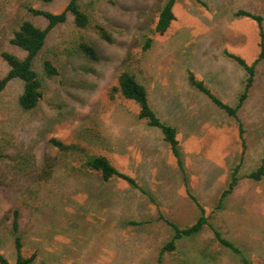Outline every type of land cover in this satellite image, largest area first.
Listing matches in <instances>:
<instances>
[{
	"label": "rangeland",
	"instance_id": "rangeland-1",
	"mask_svg": "<svg viewBox=\"0 0 264 264\" xmlns=\"http://www.w3.org/2000/svg\"><path fill=\"white\" fill-rule=\"evenodd\" d=\"M167 1L80 0L92 25L80 30L70 17L49 34L34 62L43 82L39 106L31 112L20 108L19 80L0 94V253L10 264L17 254L7 216L14 209L21 212L25 256L38 253L34 264H159L162 247L174 235L161 216L181 228L201 216L188 194L205 208L212 227L253 264H264V179L247 178L264 162V62L256 66L255 85L239 113L249 148L240 180L225 198L243 153L239 124L187 82L191 71L224 103L238 106L247 73L225 53L254 64L260 54L258 25L235 13L244 9L264 16V0H200L204 5L178 0L176 20L159 35L154 32L158 5ZM69 2L0 0V77L8 70L4 50L25 56L9 42L20 24L31 20L47 26L29 8L60 13ZM95 25L111 34V43L100 38ZM149 37L153 46L140 54L134 72L162 121L178 129L187 188L161 131L138 118L133 102L110 98L134 41L143 45ZM82 40L96 48L97 62L80 52ZM46 60L54 61L57 76L45 74ZM197 119L202 125L194 124ZM52 138L78 142L87 152L67 156L52 147ZM86 154L108 156L156 204L123 180L104 182L84 170ZM45 169L50 170L47 179ZM161 264L244 263L217 243L206 225L180 240Z\"/></svg>",
	"mask_w": 264,
	"mask_h": 264
},
{
	"label": "trees",
	"instance_id": "trees-1",
	"mask_svg": "<svg viewBox=\"0 0 264 264\" xmlns=\"http://www.w3.org/2000/svg\"><path fill=\"white\" fill-rule=\"evenodd\" d=\"M51 1V0H46ZM200 4L204 3L197 0ZM178 0H168L164 6L158 5V19L155 24L154 32L159 35H164L170 29L173 21L176 20L174 14V7ZM29 11L36 17H42L47 26L42 28L36 25L31 20L23 21L19 28L14 31L13 36L10 38V45L25 53L24 57H21L11 51L4 50L1 54L3 61L7 64L8 70L6 74L0 77V94L7 88V86L14 80H19L23 84V91L18 99V104L23 111H34L43 99V82L39 74L34 69V62L44 49L48 40L49 34L57 27L66 24L69 18L72 17L73 24L76 28L83 30L92 25V18L90 14L83 8L80 0H70L65 9L60 13H53L51 11H45L41 9L29 8ZM235 17H244L253 20L257 23L260 36V54L253 65H249L242 57L226 52L225 54L235 63L245 69L247 73L245 91L241 95L239 104L237 107H231L219 99L206 85L205 83L195 76L191 71L187 72L188 86L206 96L212 104L218 109L225 112L228 116L235 118L240 128V139L242 142L243 153L241 162L235 167L233 171L232 181L229 188L223 193L222 198L227 197L232 193L233 189L237 186L240 178L238 177L239 170L244 162L245 154L249 148L246 134L247 130L244 123L240 119V111L244 107V103L249 98L251 91L256 81V66L264 62V16L262 13H253L248 10L240 9L235 13ZM95 29L98 32L100 38L108 43L112 42L111 34L101 25H95ZM154 43V38L149 37L140 45L138 40H135L131 48L126 54L124 60V68L119 73L117 78V84L110 89L111 100H116L120 97L126 101L133 102L138 107V118L144 121L147 126L157 128L161 131L163 139L170 145L172 155L175 158L178 168L184 175V184L186 183V176L184 170V164L180 152V141L178 136L177 127L167 124L162 121L158 113L153 108L147 87L141 83L134 72V68L139 65V56L141 53L149 51ZM80 52L84 57L91 61L97 62L99 60L98 52L94 46L82 40L78 46ZM140 50H135V49ZM44 71L48 77H54L59 74L58 68L53 60H46L44 62ZM50 144L53 148L57 149L61 153L67 156H79L87 152L78 142L64 143L59 139L52 138ZM82 168L91 174H97L101 177L102 181L110 182L114 179L123 180L127 182L132 188L139 190L144 195L156 204L155 198L149 193V191L143 188L140 183L131 176L118 170L106 155H87ZM50 174L49 169L43 171L44 179ZM248 179L254 181H262L264 179V162L255 171L251 172L247 176ZM0 180V186H2ZM194 202L197 204L201 211L199 219L191 226L181 228L177 225L167 221L163 216L162 219L170 225L174 230L173 238L165 244L160 253L159 264L162 263L163 256L166 253L176 252L178 250V242L185 238H191L194 235L200 233L202 229L209 225L215 234V241L221 246L229 249L233 253L241 256L244 264H253L244 255L242 250L234 245L231 241L226 239L221 232L211 226L206 210L199 204L196 198L191 194H188ZM21 212L19 209H14L8 213L7 219L10 220L11 231L14 238V245L16 249V262L15 264H34L38 258V253L33 252L29 256H25L24 253V241L22 236V228L20 222ZM0 264H10L8 259L0 253Z\"/></svg>",
	"mask_w": 264,
	"mask_h": 264
},
{
	"label": "crops",
	"instance_id": "crops-1",
	"mask_svg": "<svg viewBox=\"0 0 264 264\" xmlns=\"http://www.w3.org/2000/svg\"><path fill=\"white\" fill-rule=\"evenodd\" d=\"M199 119H197L195 122H194V124L198 121ZM200 121V120H199ZM200 125H202V123H201V121H200ZM200 125H199V128H198V132H197V134H196V136H198L199 137V139L202 137V134L204 133L203 132V128L202 127H200ZM201 129V130H200ZM192 135V134H191ZM179 136V135H178ZM187 138H189V136H188V134L186 135V139ZM180 146V145H179ZM175 159V158H174ZM182 173V172H181ZM183 181H184V178H183Z\"/></svg>",
	"mask_w": 264,
	"mask_h": 264
}]
</instances>
